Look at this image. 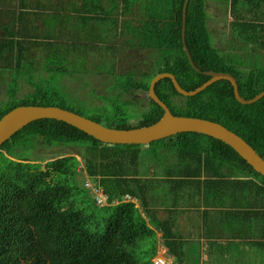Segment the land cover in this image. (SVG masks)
I'll use <instances>...</instances> for the list:
<instances>
[{"label": "trees", "instance_id": "16d2710c", "mask_svg": "<svg viewBox=\"0 0 264 264\" xmlns=\"http://www.w3.org/2000/svg\"><path fill=\"white\" fill-rule=\"evenodd\" d=\"M104 1L84 0L73 10L85 21L102 19L93 14L109 11ZM110 1L120 4L125 20L121 28H126L141 47L151 50L154 58L153 66L140 79L134 71L126 73L121 94L131 90L149 94L152 79L163 72L174 74L187 91L197 89L211 78L205 71L234 75L245 99H252L264 90V65L241 64L232 54L213 44L207 0H190L187 7L186 44L200 71L191 65L184 48L185 0ZM217 1L230 7L234 33L257 49L254 54H264L263 13L255 11L250 21L241 8L242 1H249L255 10H263L264 0ZM19 2L15 21L6 27L8 37L0 40V57L7 60L5 65L14 75L13 87L18 79L27 76L29 81L30 75L36 74L35 67L22 64L29 49L19 39L21 29L15 30L16 22H23L31 14L28 8L31 0ZM137 13L139 17L135 18ZM61 66L51 65L45 70L62 77L71 73L66 65ZM155 92L174 115L220 123L264 158V97L252 104H242L227 80L215 82L195 96H183L172 79L165 78L156 84ZM61 95L55 88L40 86L19 98L18 90L10 87L8 100L0 108V119L19 106H57L107 127L129 130L150 126L164 115V109L150 96L149 108L138 121L131 122L128 112L102 111L97 116H86L64 102ZM41 144L86 148L87 174L99 182L108 197V205L100 207L86 187L71 184L79 174L77 157H59L45 164L31 158L29 152ZM142 149V145L106 144L55 119L34 121L3 143L0 146V264H152L157 254V230L163 232V245L169 255L182 264L183 242L172 232V219L160 218L152 200L153 191L160 183L176 193L204 192L207 198L220 195L212 198L219 199L221 206L225 204L223 193L239 188L246 196L247 212L264 206V176L219 139L183 132L150 143L148 149L156 157L164 153L168 161L173 157L169 161L170 173L162 179L140 175ZM127 158L130 167L125 163ZM126 195L137 199L146 216L136 203L122 201Z\"/></svg>", "mask_w": 264, "mask_h": 264}, {"label": "rangeland", "instance_id": "374dc122", "mask_svg": "<svg viewBox=\"0 0 264 264\" xmlns=\"http://www.w3.org/2000/svg\"><path fill=\"white\" fill-rule=\"evenodd\" d=\"M70 2L73 8L79 3L77 0H32V2H28V8L32 10V12L28 19L24 20L25 26L21 25L19 27H21L22 36L26 39L25 44L27 48H30V51L27 53L26 60L22 64L24 67H35L36 74L30 75V82L27 80V76L18 79L17 86L13 87L14 75L11 73L10 68L5 67L7 60H3L0 57V108L3 103L8 100V90L10 87L18 90L19 98H24L31 90L34 91L36 87L41 86L59 90L64 102L77 107V109L86 116H97L100 115L102 111L108 113L128 112L131 122L138 121L143 111L149 108L148 92H135L131 90L121 94L120 88L124 85L123 80L126 78V73L134 71L137 73V79H140L141 75L153 66L154 58L151 56L152 53L148 50L140 49V52H137V54L127 57L125 55L126 53H124V49L115 46V44L121 46V42L118 44L119 39L126 35L124 34V30H121L122 25L119 26L118 33H116L115 30H111L116 28L112 25V22L117 23L118 19L122 17L119 2L105 0L103 3L106 7H104L109 11L99 10L96 13V15L103 17L101 20L94 21L92 25L87 24L85 28L81 25L83 28L79 29V31L76 30L78 29L77 25L73 26L72 30L68 31L69 36L67 38L73 39V43H76L75 41L81 42L78 43L77 47L73 48L72 46V48L69 49V53L71 54L69 61L60 57L61 52L59 49L55 52L57 55L55 58L47 55L44 60V56L41 53L43 51L37 49V47H35L36 45L32 44L31 41H28L32 40V34L34 35V31H32L34 27L33 20H35V22L37 21L38 27L41 26L43 31H45V25L47 23V20H44V22L39 21L38 19L41 18H36V16L32 14L33 11H41V17H43V15L45 17V10H51L52 18L55 19L50 22L52 23L54 21L56 26L59 25L60 21L66 20L65 18L64 20H56V15L55 13L53 14V12H64L66 14L71 12L74 13V10H71ZM8 7V12L6 10L4 13L8 17L9 14H12V17H9L10 19L15 15L14 12L18 11L20 8V2H10ZM229 9L230 7L225 3L223 6H220L217 0L207 1L210 33L213 44L218 46L222 52L224 51L232 54L241 64L264 65V57L259 56V54H254L257 49H253L251 44L239 38L232 30L230 25L233 18L230 16ZM74 16L76 15L74 14L72 18ZM122 18H120V20H122ZM7 19L8 18H2L0 24L4 25ZM9 24H11V22ZM3 25L0 29L5 28ZM65 28L66 27H62L60 30L65 32ZM93 31L95 33H93ZM38 34L37 32L36 36H38ZM1 37H6V34H4L2 30H0V38ZM92 40L95 41L94 45L100 42L103 47L113 46V48L103 50L98 46L92 47ZM128 46L129 45H126V48L130 50ZM98 48H100L101 52H105L104 56L91 57V51H97ZM91 54L95 55L97 52H92ZM129 55H132V52ZM51 65L58 67L67 65L71 73H67L68 75L64 77L59 74L49 73L45 68ZM148 145H142V151L144 152L140 156V160H142L140 175L142 177H150L151 175H164L167 177L166 175L170 173L169 168L171 166L169 161L173 160V157H171L169 161L166 158L168 157L166 153L156 157L154 152L148 149ZM85 151L86 148L66 147L62 145L43 146V144H41L39 147L31 150L29 155L32 158L37 157L39 162H43V164H45L47 160L54 158L66 156L77 157L80 161L78 167L79 174L77 179L71 181V184L87 188L88 185L94 186L93 183L95 180L87 174L86 162L84 160V156H87ZM125 163L130 167L128 158L125 160ZM89 182L91 184H89ZM88 187L91 188L92 186ZM90 188L87 189L89 194L94 198L95 196ZM163 191L169 196V201H171V198L176 194L170 191L166 185L163 186ZM137 205L140 208L141 214L146 216L140 204L138 203Z\"/></svg>", "mask_w": 264, "mask_h": 264}, {"label": "crops", "instance_id": "0c3cea01", "mask_svg": "<svg viewBox=\"0 0 264 264\" xmlns=\"http://www.w3.org/2000/svg\"><path fill=\"white\" fill-rule=\"evenodd\" d=\"M14 1L19 0H0V20H2V18H8L4 25L0 24V27H2V25L5 26V28L0 30L6 34V37H1L0 40H4L8 37L6 27L10 22L13 23L15 21L17 14L9 19V17H12V14H9L8 17L4 13L6 10L8 12L9 3ZM77 1L82 3L84 0ZM79 3H77L76 6L79 5ZM219 3L220 6L224 5V3ZM70 5L71 10L73 11L71 2ZM241 8L244 10V16L250 21L253 19V13L255 11H262L264 17V7L263 10L262 8L255 10V6L249 1H242ZM19 10L20 8L18 11ZM18 11L14 13H17ZM45 13V17L44 15L41 17V11H33L32 14L35 15L36 18H41L38 19L39 21L44 22V20H47V23L45 25V31H43L41 26L38 27L37 21L35 22V20H33L34 27L32 28V31H34V35L32 34V40H28L36 45L35 47H37V49L45 53L41 52L44 56V60L47 55L55 58L57 56L55 52L59 49L61 52L60 57L69 61V57L71 56L69 49H71L72 46L73 48L77 47L78 43L81 42L75 41L76 43H73V39L71 40L67 38L69 36L68 31L72 30V27L75 25L78 26V29L76 30L79 31L83 26L85 28L87 24L92 25L94 21L101 20L100 18H93L91 21H85L82 20L76 12H71L69 14L64 12H53V14L55 13L56 15V20H64V18L66 20L60 21L59 25L55 26L54 21L52 23L50 22L55 19L52 18V11L45 10ZM74 14L76 16H74L75 18H72ZM93 15L96 17V13ZM29 16L30 15H27L24 20L28 19ZM134 17L138 18L139 13L135 14ZM120 18L118 19L117 24L112 22V25L116 28L111 30H115L116 33H118L119 26L122 25V20H124V17L122 20H120ZM231 18L233 17L231 16ZM21 25L25 26V21L22 22L19 20L16 22L15 30H20L21 27L19 26ZM62 27H66L65 32L60 30ZM121 30H124V34L126 35L119 39L118 44L121 42L122 45L115 44V46L124 49V53H126L125 55L127 57L137 54L140 50H148L150 53H153L151 50L141 47L126 28H121ZM37 32L39 33L38 36H36ZM93 33L95 32L93 31ZM19 39L24 42L26 40L22 35H20ZM91 42H93L91 45L92 47L98 46L103 50L113 48V46L103 47L100 42H98L97 45H94V40ZM126 45H129L128 48H130V50L126 48ZM100 48H98L97 51L92 50L91 53L97 52V54L94 55L90 53L91 57H103L105 52H101ZM28 49L30 51V48ZM253 49L256 48L253 46ZM131 52L132 55H129ZM261 55L264 54H259V56ZM159 177L160 179L166 178L164 175H159L157 178ZM202 179H204V177ZM156 186H158V184H156ZM163 186L164 184L160 183L157 189L153 191V195L151 194L153 197L152 200L155 207L160 211L158 213L160 218L172 219L170 225L173 230L172 232H174L177 238L181 239L183 242L182 251L184 256L182 264H264V206H258L259 208H256L255 212H247V208L245 207L247 204L246 196L240 192L241 190H239V188H231L223 193L222 196L225 202L223 206L219 204V199L212 198L220 195H213L212 197L207 198L204 192H201L199 195L189 193L188 191H181L179 193L175 192L176 194L171 198V201H169V196L163 191ZM249 198L253 200L252 197ZM135 201L136 204H138L137 199H135ZM214 201L216 202L213 203ZM156 233L158 237L157 247L159 245L165 247L163 245V232L157 230ZM168 260L169 264H179L176 261V257L169 255V253Z\"/></svg>", "mask_w": 264, "mask_h": 264}, {"label": "water", "instance_id": "95a60500", "mask_svg": "<svg viewBox=\"0 0 264 264\" xmlns=\"http://www.w3.org/2000/svg\"><path fill=\"white\" fill-rule=\"evenodd\" d=\"M190 0H185L183 8V42L191 65L195 70L200 69L195 65L186 44L187 7ZM211 78L195 90L187 91L181 87L176 76L169 72L157 74L151 81L149 96L164 109L162 118L150 125L135 129H116L107 127L97 121L91 120L73 111L57 106H19L0 119V146L10 140L13 135L40 119H55L72 125L87 133L95 139L106 144L117 145H148L152 142L168 138L183 132H193L208 135L219 139L231 146L244 160L257 172L264 176V158L241 136L226 128L224 125L195 117L174 115L156 94V84L165 78H170L176 90L183 96H195L210 85L221 80L230 81L234 87L236 99L242 104H252L264 97V90L252 99H245L239 92V85L234 75L227 72L205 71Z\"/></svg>", "mask_w": 264, "mask_h": 264}, {"label": "built area", "instance_id": "2783aa9c", "mask_svg": "<svg viewBox=\"0 0 264 264\" xmlns=\"http://www.w3.org/2000/svg\"><path fill=\"white\" fill-rule=\"evenodd\" d=\"M89 184H91L89 182ZM94 186L93 185H88V186H92L91 188L88 187L87 185V188H90L91 191L93 192L94 194V198L97 202V204L102 207V206H107L108 205V197L107 195L105 194L103 188L99 185V182L95 181L94 183ZM124 202H129V201H132L134 203H136L135 199L132 198L130 195H126L124 197ZM118 203V202H116ZM138 206V205H137ZM169 260H168V253H167V249L161 245H159L157 247V254L156 256L152 259V264H169L168 263ZM174 264H177V263H174Z\"/></svg>", "mask_w": 264, "mask_h": 264}, {"label": "flooded vegetation", "instance_id": "af4514ba", "mask_svg": "<svg viewBox=\"0 0 264 264\" xmlns=\"http://www.w3.org/2000/svg\"><path fill=\"white\" fill-rule=\"evenodd\" d=\"M32 158V157H31ZM33 158H37V157H33ZM55 159V158H54ZM54 159H50V160H47V161H51V160H54Z\"/></svg>", "mask_w": 264, "mask_h": 264}]
</instances>
